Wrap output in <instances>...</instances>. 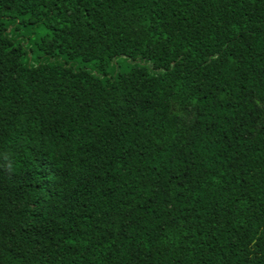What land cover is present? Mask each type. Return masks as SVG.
I'll use <instances>...</instances> for the list:
<instances>
[{"label":"trees","instance_id":"trees-1","mask_svg":"<svg viewBox=\"0 0 264 264\" xmlns=\"http://www.w3.org/2000/svg\"><path fill=\"white\" fill-rule=\"evenodd\" d=\"M0 264H264V0H0Z\"/></svg>","mask_w":264,"mask_h":264},{"label":"rangeland","instance_id":"rangeland-1","mask_svg":"<svg viewBox=\"0 0 264 264\" xmlns=\"http://www.w3.org/2000/svg\"><path fill=\"white\" fill-rule=\"evenodd\" d=\"M24 33H26L25 34V38L26 39H30V40H32V41H35V39L38 37V35L40 34V33H38V32H32V33H30V32H27V31H22V34H24ZM41 33H42V31H41ZM87 66L88 67H91V65L90 64H87Z\"/></svg>","mask_w":264,"mask_h":264}]
</instances>
